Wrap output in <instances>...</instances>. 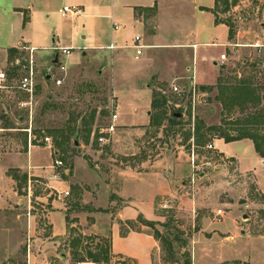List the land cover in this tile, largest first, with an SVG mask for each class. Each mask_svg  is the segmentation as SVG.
Instances as JSON below:
<instances>
[{"label":"rangeland","instance_id":"obj_1","mask_svg":"<svg viewBox=\"0 0 264 264\" xmlns=\"http://www.w3.org/2000/svg\"><path fill=\"white\" fill-rule=\"evenodd\" d=\"M112 1L48 0L43 5L36 3L30 33L37 49L32 54L24 47L10 55L11 61L1 69L6 73L7 87L0 89V122L2 126L12 122L17 128L0 132V138L4 137L6 141L4 147L16 150L18 145H29L30 139L35 138L38 144H48L45 137L50 136L52 142L49 145L57 148L49 131L57 130L61 136L63 129L72 126L81 129L78 135L81 145L73 153L69 146L61 149L57 157L65 161L84 150L88 159L95 160L101 170L131 177L151 170L153 165L155 168L157 161H162L157 168L170 178L174 191L158 198L157 211L163 222L156 223L154 228H145L151 232L156 229L163 236L159 239L162 261L157 260V264H185L188 261L191 264H264V191L257 183L255 169L262 164L254 163L256 151L249 142H221L226 150H242V164L216 147L209 148V142L196 145V118L204 114L209 122L218 123L224 117L223 105L217 99V91L211 85L203 88L194 73L181 74L166 67L172 62L177 66L188 62L193 65L195 56L199 70L209 74L213 61L220 60L222 53L228 54V64L235 60L228 68L229 73L239 72L249 77L259 97L255 102H249L247 98L240 101L249 107L243 113L238 110V105H234L230 118H243L249 112L260 110L263 116L264 0H234L228 10L225 11L224 6L219 8V18L232 28L231 44L239 48L236 53L231 47L208 44L225 42L228 26H216L211 13H192L187 5L181 14L164 10L162 34L187 43L197 42V47L150 45L153 48L144 49L139 60L135 58V49L111 50L109 45L132 44L137 35L147 41L150 32L157 30L153 12L149 11L148 17L141 18L144 20L141 23L133 18L131 11L121 6L113 7ZM66 5L78 6L81 12L65 17L60 9ZM114 24L119 27L115 28ZM0 29L3 33V28ZM255 44L261 47H255ZM54 45H67L71 53L65 55L54 49ZM56 53L60 61L53 64ZM147 54L153 55L151 72L141 75L138 71ZM243 58L249 66L242 64ZM251 58H255L253 64H250ZM31 60L34 61L36 81L33 98L17 86ZM60 63L66 64V71L60 70ZM49 68L51 79L46 78ZM53 75L62 77V84L58 85ZM174 86L179 89L176 91ZM226 93L234 95L231 91ZM22 101H31V104L23 106ZM174 103L185 108L186 116L181 121L171 119L169 106ZM116 107L119 113L116 132L109 142L100 143L93 133L110 123L112 109ZM135 112L146 122L148 120L145 125L137 123L145 127V133L139 134L137 125L130 120L124 121L125 124L120 122L126 117L135 119L136 115L130 116ZM260 120L264 122V118L260 117ZM227 128L235 132L232 126ZM260 128L263 134L264 124ZM214 133L208 131L207 136L210 138ZM216 139L214 136L211 142ZM66 164L69 167V163ZM11 173L17 180V193L10 198L7 188L0 190V199L9 200L8 204L0 203V264H29L30 252H34L38 260L58 259L56 252L59 251L68 252L70 264H76L75 259L80 258L71 252L74 237L90 238L87 243H82L83 247L97 246L101 236L99 229L93 227L96 222L84 217L99 208L92 201L85 204L81 200L79 185L73 186L70 195L62 201L70 207L67 210L69 222L77 221V224L69 227L67 240L47 239L51 226L45 217V206L59 200L58 191L47 185L43 177L31 182L22 171ZM62 175L67 177L65 173ZM105 195L107 193L103 199ZM75 197L80 199L75 200ZM240 198H245L246 203H240ZM119 203L117 207L121 205ZM163 203L169 207H162ZM100 209L104 210L103 207ZM219 209L223 210L222 214L218 213ZM244 214L247 217H243ZM60 216L63 222V215ZM131 225L141 229L138 222ZM101 239L100 245L109 243L107 234ZM83 251L86 254V250ZM83 254L81 251L80 255Z\"/></svg>","mask_w":264,"mask_h":264},{"label":"crops","instance_id":"obj_2","mask_svg":"<svg viewBox=\"0 0 264 264\" xmlns=\"http://www.w3.org/2000/svg\"><path fill=\"white\" fill-rule=\"evenodd\" d=\"M47 1L48 0H0V27L3 28L2 31H4L1 33L0 29V70L6 67L12 59L9 49H15L13 52L14 54L24 47L35 46L32 44V35L30 33L31 26H34L35 21V5L38 2H41V5H43ZM112 4L113 7L121 6L123 9L131 11L133 18L141 23H144V20L141 18L148 17L149 11L153 12L152 18L156 21L155 26H157V30L155 32H150V36H147L148 40L145 42L149 45V47H146L148 49L153 48L150 45H155L156 47H192L194 49L197 47V42L191 41L187 43L186 41H179L174 36L169 38L163 36L161 26H163L164 23L163 12L165 9L170 10L173 14H181V11H184L188 5L189 9L192 10V13H211L216 26H228L224 22H215L216 16L212 11L202 9V7L214 8L216 0H113ZM137 7L141 8V10H137ZM25 16L28 17L26 22ZM229 32L230 28L228 26V38L225 42L214 41L208 42V44L212 43L222 47H231L233 53L238 52L239 48L231 44ZM143 39L144 38L142 37V40ZM60 46L66 47L67 45H54V47ZM255 47L261 46L260 44H255ZM142 55H144V53ZM141 56L135 58L139 60L141 59ZM142 60L143 62L140 64V70L138 71L141 75L151 72L153 55L147 54ZM250 60L252 61L250 64L255 62V58H251ZM229 62L228 54H226L225 59H222L220 54V60L213 61L209 74L206 71L199 70V67L197 66L198 60L195 59V56L193 65H190L188 62L185 65L181 64L177 66L172 62L169 65H166V67L167 69H175V72L178 71L181 74L192 73L193 75L194 73L198 83L202 85L203 88L207 87L205 85H211L212 88L217 91L216 95H219L220 91L218 88V82L221 77L229 80L228 85L237 84L242 78L250 80L249 77L242 75L239 72L229 73L228 68L231 64H235V60H232L231 64H228ZM246 63L247 59L243 58L242 64L245 65ZM223 65H226V67H223ZM246 65L249 66L248 63ZM240 74L241 76H239ZM226 91L233 92L231 89H226ZM263 99L264 97H262V100ZM219 103L222 104L221 102ZM135 115V119H128V117H126V119L122 118L120 122L125 124L126 121L130 120L135 125H137V123L138 125H145L148 123V120L146 122L145 119L142 118L143 116L141 115V117L137 112L130 114L131 117H134ZM199 118L203 119L207 125H218L222 122L221 118L218 123H211L208 121L209 118L204 116V114L200 115ZM138 125V133H145V127ZM11 141H13V138H11ZM221 142H238L239 144L249 142L253 145L254 150L256 151L254 163L258 161L262 164L255 169L258 176L257 183L262 191H264V157L257 152L254 142L248 137L230 142H226L224 138H217L215 140V147L218 148L221 153L227 157L234 156L240 163H242L244 159L243 154L241 153L242 150H226L222 144H220ZM4 143H6L5 138L1 137L0 190L2 191L7 188L10 198L17 193V180L11 173L13 170L22 171L24 173L23 175L26 174L31 182L34 178L43 177L45 179L44 182L47 185L61 192L68 190L71 193L70 189L73 186L79 185L81 187V192L79 193V195L81 194V200L85 204L92 201L94 203L93 205L99 208V211L94 210L88 212L84 218L85 220H87V218H92L96 222L93 227L99 229L98 234L101 236L98 238L100 240L96 245L102 244L101 242H103V240L101 238L103 235L107 234L110 244L109 251L111 264H122L121 261L129 264H157V260L159 262L162 261V248L159 238L155 236L154 232L145 229L149 227L148 225L138 221V217L142 216L147 220L160 223L163 222V220H161L162 216L157 211V201L161 196L173 194L174 189L170 178H168L160 168H157L162 161H157L155 168L153 165L151 170H145L134 177L126 174L118 176L110 172L108 173L105 170H101L99 164L96 163L95 160L91 161L88 159L87 151L84 150L75 153L73 158L71 157L67 161L62 158L64 166H54V162L58 158V154L55 153L57 148H52L49 144L29 143V145H23L22 147L18 145V149L16 150H10L6 146L4 147ZM80 145L74 144L73 137L66 141L65 147L69 146L70 152L72 151L73 153L75 149H79ZM82 147L84 148L85 145ZM96 151L100 152L99 150ZM66 162L69 163V167L65 166L67 165ZM62 173H65L67 177L64 178ZM112 175L113 177H111ZM131 184H133V186H130ZM106 193L107 195H105V199H103L102 196ZM65 197L57 200V202L53 201L52 203H48L45 206V217L48 219L51 226V234L48 235L47 239H58L60 241L67 240V237H69V234L67 235L69 227H73L77 224V221L69 222L70 219L67 210L70 207L62 202ZM80 197H75V200L80 199ZM4 199L5 198L1 197L0 203L8 204L9 200L4 201ZM118 202H120L119 204L121 205H118L117 207ZM114 206L116 207L113 208ZM101 207H103L104 210H101ZM61 214L63 215V222L61 221ZM73 216L78 215L73 214ZM129 221L135 223L138 222L141 225V229L133 228L131 225L132 223H129ZM84 233L86 234L87 232ZM89 239V237H87V240L86 237H82V243H87ZM82 243L78 247H72L71 245V249L74 251H71L72 253L75 254L78 252L80 254L81 251L84 253L79 260L75 259V263L80 264L82 262L83 264H91V262H94L96 264L93 259L88 257L87 250H93L95 252L98 247L86 248L85 246H81ZM83 250H86V254ZM29 254V264H70V256L68 252L65 251L56 252V255L59 256V258L53 260H38L34 252H30Z\"/></svg>","mask_w":264,"mask_h":264},{"label":"trees","instance_id":"obj_3","mask_svg":"<svg viewBox=\"0 0 264 264\" xmlns=\"http://www.w3.org/2000/svg\"><path fill=\"white\" fill-rule=\"evenodd\" d=\"M233 2L234 0H216V4L214 8L202 7V9L210 10L215 14L216 16L215 22L217 23L224 22L229 26L230 38H232V35H233L232 28L230 27L229 23L219 18L218 13L220 11L219 8H221L222 6H224L225 11L228 10L230 6L233 4ZM136 9L141 10V8H138V7ZM27 19L28 17L25 16V22L27 21ZM14 50L15 49L13 48L9 49L10 55L13 54ZM239 81L240 82H238L237 84H232V87H230L228 85L229 80L223 77L219 78L218 88H219L220 93L217 96V99H219V101L223 105V112H222L223 116L227 118L223 117L221 124L207 125L203 119L197 117L195 120V126H194V136L196 139L195 144L196 145H206L208 142L212 141V138L214 136H218V138L219 137L224 138L226 142L235 141V140L248 137L253 140L257 152L261 156L264 157V133L262 134L259 131V129H261L260 126L264 124V122L260 120V117L264 118V115L262 116L260 114L262 110H260L259 112L256 111L257 113L255 111L249 112V114H247L243 118H239V117L234 118V119L230 118L231 117L230 113L233 110L234 105H238L240 107L238 110L241 111L242 113L245 112L249 108L247 104H243V105L240 104V101H245L248 99L249 102H255L259 99V97L256 95V88L253 86L254 83H252L251 80L247 78L245 79L242 78ZM226 89L233 90L234 95L227 94ZM154 104H155V100H153V105ZM171 119L174 121H181L182 118L180 119V118H175L171 116ZM227 126H232L233 127L232 129L235 132H231V129L227 128ZM3 127L15 128L16 126L12 122H9L6 125L3 124ZM21 127H24V126H21ZM212 130L215 131L214 136L209 138L207 136V132L212 131ZM49 132L52 134L54 138V144L58 146L55 153L59 154L61 149L65 147L66 141L70 140L76 135H79V133H81V129L68 126L65 130L63 129L61 131V134H62L61 136H59L56 133L57 130L49 131ZM31 143L38 144L36 138L32 139ZM24 177H27L26 174L24 175ZM138 221L152 228H154L156 223H158L157 221L147 220L143 218L142 216L138 217ZM129 223L134 224L135 222L129 221ZM157 231L158 230L155 229L154 231L155 236H157V238L159 239L163 238L162 235H159L160 232L159 231L157 232ZM74 239L75 240L72 241V245L75 247L80 246V244L82 243V236L81 238L74 237ZM97 247L98 249L95 252L93 250H87L88 257L93 259V261H95L96 264H101L102 262H104V264H109L111 260L110 251H109L110 244L109 243H107V245L97 244ZM74 255L77 258L78 257L81 258L80 257L81 255L78 252H76ZM185 264H191V262L188 261Z\"/></svg>","mask_w":264,"mask_h":264},{"label":"built area","instance_id":"obj_4","mask_svg":"<svg viewBox=\"0 0 264 264\" xmlns=\"http://www.w3.org/2000/svg\"><path fill=\"white\" fill-rule=\"evenodd\" d=\"M60 11H61L62 15L66 17L68 15H77V14H79L81 12V9L78 6H75V5H72V6H67L66 5L62 9H60ZM114 27L118 28L119 25L118 24H114ZM148 46H149L148 44H146V43H144L142 41V37L137 35V36H135L132 44H129V45H118L117 43H115V44H111L109 46V48L110 49H115V48L131 47V48L135 49V52H136L135 57L139 58L144 53V49L146 47H148ZM26 48H28L32 54L37 49L35 46L26 47ZM54 49L61 50L62 53L65 54V55H68V54L71 53V48L67 47V46L66 47H63V46L54 47ZM58 58H59V54H58ZM221 58L225 59L226 58V54L222 53L221 54ZM59 61H60V59L58 60V62ZM59 67H60L61 71H66L67 70V66H66L65 63H60ZM53 77H55L56 83L58 85L62 84V82H63L62 77L56 76V75H53ZM5 81H6V73L4 71L0 70V89H3V88L7 87V85L5 84ZM17 86H18V88L20 90H22L23 92L27 93L28 95H30L31 98H33L34 92L36 90L35 71H34V61L33 60H31V64L25 68V74L20 78ZM174 89L177 91L179 89V87L178 86H174ZM28 104H31V101H22L21 102V105H23V106L24 105H28ZM118 119H119V113H118V110H117V107H116V108L112 109V116H111L110 123L107 126L101 127L98 131H94V133H93V135L97 137V140L100 143L109 142L110 136H112L116 132ZM8 129H11V128L3 127L1 125V122H0V132L4 131V130H8ZM28 131H31V129L29 128ZM216 137L218 138V136H216ZM45 140L48 141V144H50L52 142V138L50 136H46ZM31 141H32V139H30L29 143H31ZM208 147L209 148L215 147V143L210 141L208 143ZM54 166H64V161L62 159H60V158H57L55 160V162H54ZM69 194H70V192L68 190L64 191V192L58 191L57 199H62L63 197H65V196H67ZM31 197H32V191L30 189V191H29V198H30L29 199V207H30V209H31V205H32ZM162 207L168 208L169 206H168L167 203H163ZM222 212H223L222 209L218 210L219 214H222ZM53 264H55V263H53ZM80 264H83V263L81 262ZM91 264H95V263L91 262Z\"/></svg>","mask_w":264,"mask_h":264},{"label":"water","instance_id":"obj_5","mask_svg":"<svg viewBox=\"0 0 264 264\" xmlns=\"http://www.w3.org/2000/svg\"><path fill=\"white\" fill-rule=\"evenodd\" d=\"M58 53L55 54L54 56V59H53V64L55 63H58ZM51 68H49V71H48V74L46 75V78L47 79H51L52 78V74H51ZM169 113L171 116L175 117V118H184L185 117V108L181 105V104H177V103H174V104H171L169 106ZM74 144L75 145H80V142H79V136L76 135L74 137ZM246 199L245 198H240L239 202L240 203H246ZM243 217H247L246 214L243 215Z\"/></svg>","mask_w":264,"mask_h":264}]
</instances>
